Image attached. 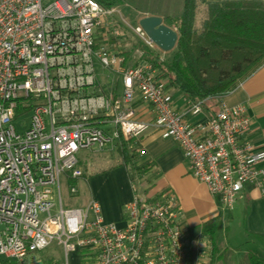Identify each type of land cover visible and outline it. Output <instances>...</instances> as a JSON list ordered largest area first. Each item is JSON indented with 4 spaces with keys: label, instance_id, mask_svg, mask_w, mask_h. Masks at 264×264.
<instances>
[{
    "label": "built area",
    "instance_id": "obj_1",
    "mask_svg": "<svg viewBox=\"0 0 264 264\" xmlns=\"http://www.w3.org/2000/svg\"><path fill=\"white\" fill-rule=\"evenodd\" d=\"M113 10L96 0H0V264H32L26 256L52 241L62 248L60 264L73 253L78 264H208L170 190L135 192L120 225L105 222L94 199L62 208L60 177L83 176L79 149L149 129L177 142L221 209L231 210L245 185L264 192V148L248 139L244 107L223 105L199 120L205 100L176 109L151 63H125L118 25L108 22ZM130 30L161 55L138 24ZM96 63L116 72L120 94L97 90ZM136 94L151 119L134 118ZM20 111L28 124L16 131Z\"/></svg>",
    "mask_w": 264,
    "mask_h": 264
},
{
    "label": "crops",
    "instance_id": "obj_2",
    "mask_svg": "<svg viewBox=\"0 0 264 264\" xmlns=\"http://www.w3.org/2000/svg\"><path fill=\"white\" fill-rule=\"evenodd\" d=\"M206 14L205 5L199 3L195 12V26L206 17ZM147 15L164 17L158 12L143 11L138 12L137 19ZM170 52L161 51L160 56L168 59L171 55ZM118 79L120 80V78ZM167 90L172 97V105L179 110L185 109L189 104L185 97L169 87ZM223 105H242L244 107L250 121L248 139L257 147L264 148V63L244 80H241L231 91L205 100L203 108H201L203 109L202 113L197 116L198 120L212 116ZM134 108V118L145 121L151 119V107L142 102L137 94L135 95ZM138 143L140 153L135 158L134 165L143 167L142 177L147 175L150 185L154 189L150 190L151 192L145 197H153L164 190L173 192L180 207L179 220L189 227L193 238L202 241L201 245L206 246L205 249L209 247V242L203 237H198L201 227L213 222L224 226L232 218L231 211L235 209L243 217L245 236L249 238H251L250 235L264 237V192L253 186L245 185L232 209L223 210L217 205L216 197L208 192L206 186L191 176L188 163L176 141L161 136L157 130L149 129L138 136ZM83 160L78 158V166L83 171L80 183L68 175L62 176L67 185L69 183V185L78 188V191H82L80 197H82L83 203L79 207L85 206L88 201L94 199L99 204L101 217L105 222L122 224L125 206L136 192L129 181L125 168L117 164L119 159L116 164L103 169H95L93 164H86ZM261 165H264V162ZM68 262L69 264H78V254H70Z\"/></svg>",
    "mask_w": 264,
    "mask_h": 264
},
{
    "label": "trees",
    "instance_id": "obj_3",
    "mask_svg": "<svg viewBox=\"0 0 264 264\" xmlns=\"http://www.w3.org/2000/svg\"><path fill=\"white\" fill-rule=\"evenodd\" d=\"M96 1L101 7L112 8L121 0ZM199 3L205 5L207 14L195 26ZM181 4L178 16L162 17L163 23L177 33L170 57L164 59L141 41L129 39L128 47L123 50L126 64L151 63L157 71L156 77L164 79L166 87L180 92L188 103L231 91L263 65L264 0H182ZM114 146L117 164L125 168L133 185L143 174V167L134 165L140 153L138 137H120ZM224 229L222 224L213 222L203 225L198 232V237L209 242L208 264H223L221 259L227 249L223 243ZM250 237L264 244V237ZM249 264H264V261L251 260Z\"/></svg>",
    "mask_w": 264,
    "mask_h": 264
},
{
    "label": "rangeland",
    "instance_id": "obj_4",
    "mask_svg": "<svg viewBox=\"0 0 264 264\" xmlns=\"http://www.w3.org/2000/svg\"><path fill=\"white\" fill-rule=\"evenodd\" d=\"M181 3L182 0H121L114 6V10L109 15L110 18L108 19L112 29L116 28L118 25L119 35L117 36V41L120 44L118 46L124 50L125 47H128L127 42L129 39L138 40L130 30V27L137 24L138 12H158L164 15V17H175L181 12ZM95 71L97 75L96 88L99 92L109 94L110 91L112 92L114 89L113 93L115 95L120 94L121 84L115 71L111 69L103 70L98 63L95 65ZM28 115V112L20 111L13 116L14 118L11 120V123L15 127L14 130L22 131L26 128L29 118ZM106 126L109 128V134H111L113 127L110 125ZM76 155L79 159H84V163L93 164L95 169H103L110 165H114L118 159L114 141H111L100 149H96L95 147L91 149H79ZM62 176L59 185L62 208L82 206L83 199L80 197L82 191H78V188H76V193L71 194L69 191L70 185L69 183L68 185L65 183ZM143 176L144 177L138 181L136 180L133 187L139 195L146 196L154 189L152 185H150V180L147 175ZM77 180V183H80V178H77ZM231 212L232 218L224 225L223 243L227 246V249L226 254L223 255L221 259L223 264H249L251 260H257V262L264 261V244L256 239L245 236L242 215L237 209ZM27 259L31 260L32 264H41V262L47 264H60L64 260V254L61 246L57 245L55 241H52L45 248L31 253L29 256L27 255L26 260Z\"/></svg>",
    "mask_w": 264,
    "mask_h": 264
},
{
    "label": "water",
    "instance_id": "obj_5",
    "mask_svg": "<svg viewBox=\"0 0 264 264\" xmlns=\"http://www.w3.org/2000/svg\"><path fill=\"white\" fill-rule=\"evenodd\" d=\"M137 24L141 27L148 39L162 52H167L174 48L177 33L174 29L163 23L160 16H143L138 19Z\"/></svg>",
    "mask_w": 264,
    "mask_h": 264
}]
</instances>
